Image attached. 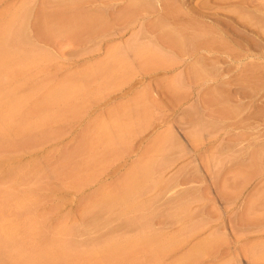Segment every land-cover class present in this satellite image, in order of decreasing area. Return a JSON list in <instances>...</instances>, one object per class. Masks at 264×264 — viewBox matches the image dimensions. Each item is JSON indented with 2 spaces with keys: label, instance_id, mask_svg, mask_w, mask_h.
<instances>
[{
  "label": "rangeland",
  "instance_id": "1",
  "mask_svg": "<svg viewBox=\"0 0 264 264\" xmlns=\"http://www.w3.org/2000/svg\"><path fill=\"white\" fill-rule=\"evenodd\" d=\"M1 43L0 264H36L38 247V264L66 247L71 264H176L188 235L164 217L161 166L121 184L142 164L98 141V83H179L183 96L191 83L206 112L264 117V0H0Z\"/></svg>",
  "mask_w": 264,
  "mask_h": 264
},
{
  "label": "crops",
  "instance_id": "2",
  "mask_svg": "<svg viewBox=\"0 0 264 264\" xmlns=\"http://www.w3.org/2000/svg\"><path fill=\"white\" fill-rule=\"evenodd\" d=\"M105 39L108 50L120 47ZM178 84L98 83L110 115L98 141L142 164L122 172V185H141L145 165L160 164L164 217H176L178 233L188 235L176 264H264V117L206 112L189 96L191 83L186 96Z\"/></svg>",
  "mask_w": 264,
  "mask_h": 264
},
{
  "label": "bare ground",
  "instance_id": "3",
  "mask_svg": "<svg viewBox=\"0 0 264 264\" xmlns=\"http://www.w3.org/2000/svg\"><path fill=\"white\" fill-rule=\"evenodd\" d=\"M1 45H2V43L0 44V46H1ZM2 47H3V46H2ZM2 47H0V48H2ZM0 54H1V52H0ZM0 65H2V62H0ZM1 120H2V119H1ZM5 128H7V126H6ZM8 128H9V127H8ZM8 128H7V129H8ZM9 129H10V128H9ZM11 129H12V128H11ZM24 130H25V129H24ZM24 130L22 129L23 132H24ZM10 132H11V130H10ZM28 133H30V131H29ZM32 133H33V131H32ZM9 134H10V133H9ZM1 136H2V134H1ZM3 136H4V135H3ZM1 138H2V137H1ZM1 138H0V139H1ZM6 139H7V138H6ZM0 141H1V140H0ZM8 143H9V141H8ZM11 226H12V225H11ZM13 226L16 227L17 225H13ZM13 226H12V227H13ZM12 227H11V228H12ZM8 228H10V227H8ZM13 230H14V229H13ZM13 230H12V231H13ZM14 231H15V230H14ZM9 232H11L10 229H9ZM9 232H6V233H9ZM12 233H16V231H15V232H11V234H12ZM9 234H10V233H9ZM7 236H11V238L9 237V238H8L9 240L6 238V240H7V241H10V239H11V241H12V235H7ZM7 236H6V234H5V237H7ZM50 237H51V236H50ZM50 237H48V238H47V237H42L41 239H43V238H47V242H46V244H45V243H41V242H42V240H41V241H40V244H41V245L44 244V245L46 246L47 243L52 239V238H50ZM53 237H54V236H53ZM55 237H56V236H55ZM3 238H4V237H3ZM3 238H2V240H3ZM13 238H15V237L13 236ZM57 238H58V236H57ZM57 238H56V240H58ZM4 239H5V238H4ZM45 240H46V239H45ZM52 240H54V241H52V242L56 243V244L53 243V244L55 245L56 249H57V248H63L62 250H65V247H61V246L63 245V244H61L62 240H61L60 244H59V243L57 244L58 241H55L54 238H53ZM7 241L4 240V243H5V242L7 243ZM14 241H15V240H14ZM12 242H13V241H12ZM44 242H45V241H44ZM6 243H5V244H6ZM8 243H9V242H8ZM8 243H7V246L10 245L11 242H10L9 244H8ZM119 243H120V242H119ZM123 243H124V242H123ZM128 243H129L130 246H131V245L133 246V244H130V242H128ZM135 243H137V242H135ZM40 244H39V245H40ZM50 244H51V245H50L49 247L52 246V243H51V242H50ZM68 244H69V243H68ZM68 244H67V245H68ZM115 244H116V243H115ZM126 244H127V242H126ZM149 244H150V243H149ZM54 245H53V247H54ZM57 245H60V246L58 247ZM65 245H66V244H64V246H65ZM104 245H106V244H104ZM107 245H108V244H107ZM117 245H120V244H117ZM121 245H122V244H121ZM127 245H128V244H127ZM135 245L137 246L138 244H135ZM11 246H14V245H11ZM17 246H18V245H17ZM17 246H16V247H17ZM20 246H21V245H20ZM20 246H19V248H21ZM23 246H25V245H23ZM149 246H151V245H149ZM46 247H47V246H46ZM74 247H75V246H74ZM118 247H119V246H118ZM118 247H116V248H118ZM121 247H122V246H121ZM123 247H124V246H123ZM125 247H127V246H125ZM125 247H124V249H125ZM19 248H18V249H19ZM35 248H37V246L34 247L33 249H35ZM43 248H44V247H43ZM39 249H40V250H44V249H42V247H40V248L38 247L37 250H35V253H36V251H37V254H35L34 251L32 252V255H34V256H32L31 258H32V259L35 258V260H37L36 264H38V259H40V257H39V258L37 257L38 259H36V256H38V255L40 254V253L38 252ZM66 249H68V251H67V252L65 251L64 254H62V255H60V253H63L62 250H61L62 252H60V253H59V251H58V252L55 251V252H57V253H55V252L53 251L54 254H50V253H49L47 256H46V254H47L48 252H51V250L48 251V252L46 251L47 253H44V251H42V252H43L44 255L46 256L45 258H48V259H49V258L51 257V258L49 259V261H51V259L54 258L53 256H55V257H57V256H58V257H61L62 259L60 258L59 260H57V263H59V261H60L61 264H64V261H63L64 259H65V262L67 261L66 263H68L70 260H73V259H74V258H73L74 255L71 254V253L73 252V250H72V252H71V251L69 250V248L66 247ZM70 249H72V248H70ZM124 249H122V251H121V252H123V253L120 252V248L118 249L119 252H117V253H119L120 255H119V254H115V251H117V249L114 250V252H112V251H111V252L114 253L116 257L121 256V258H122L123 255H124ZM130 249H131V247H130ZM130 249H129V250H130ZM53 250H54V248H53ZM58 250H60V249H58ZM79 250H80V249H79ZM132 250H133V249H132ZM132 250H131V251H132ZM69 251H70L71 253H70ZM74 251H75V249H74ZM83 251H84V250H83ZM126 251H127V250H125V252H126ZM150 251H151V250H150ZM150 251H148V252H149V253H151L152 251L154 252V250H152L151 252H150ZM42 252H41V253H42ZM85 252H86V251H85ZM89 252H90V251H89ZM92 252H93V251H92ZM51 253H52V252H51ZM67 253L69 254V256H67V255H68ZM75 253H76V252H75ZM78 253L80 254V252H78ZM127 253H130V252H127ZM58 254H59V255H58ZM65 254H66V255H65ZM84 254H85V253H84ZM87 254L92 255L91 252L88 253V251H87ZM122 254H123V255H122ZM151 254H152V253H151ZM50 255H53V256H50ZM89 255H86V256L88 257ZM93 255H94V254H93ZM118 255H119V256H118ZM127 255H128V254H126V256H127ZM18 256H19V258L21 259L20 254L14 256V257H17V258H14V259H13V257L10 256V257L12 258V260H13V261H12L13 263H14V262H18V261L20 260V259L18 258ZM40 256H41V254H40ZM48 256H49V257H48ZM75 256L78 257V259L82 260L81 257H80V255L78 256V255L76 254ZM108 256H109V255H108ZM115 256H113L114 259L116 258ZM124 256H125V255H124ZM33 257H34V258H33ZM41 257H44V256L42 255ZM58 257H57L56 259H58ZM63 257H64V259H63ZM67 257H68V258H67ZM79 257H80V258H79ZM113 257H111V258L113 259ZM22 258L24 259L23 256H22ZM72 258H73V259H72ZM90 258H91V257H90ZM90 258H88L87 261H86L85 258H84V259H85L86 262H89V263H90V260H89ZM109 258H110V257H109ZM123 258H124V257H123ZM23 259L20 260V261H23ZM32 259H31V260H32ZM41 259H42V258H41ZM41 259H40V260H41ZM68 259H69V261H68ZM118 259H119V258H118ZM40 260H39V262H40ZM42 260H43V259H42ZM54 260H55V259H54ZM75 260H77V258L74 259V261H75ZM80 260H79V261H80ZM107 260H108V258H107ZM120 260H121V259H120ZM20 261H19V264H20ZM33 261H34V260H33ZM44 261H45V260H44ZM52 261H53V260H52ZM62 261H63V262H62ZM108 261H109V260H108ZM9 262H11V261L9 260ZM12 262H11V263H12ZM45 262L47 263L48 261L46 260ZM77 262H78V261H76L75 264H79V262H78V263H77ZM82 262H84V260H82V261L80 262V264H83ZM34 263H35V262H34ZM46 263H45V264H46ZM51 263H52V262H51ZM66 263H65V264H66ZM71 263H74V262H73V261H72V262L70 261V264H71ZM84 263H85V262H84ZM89 263H87V264H89ZM116 263L119 264V260H118ZM42 264H44V263L42 262ZM47 264H48V263H47ZM49 264H50V263H49ZM85 264H86V263H85Z\"/></svg>",
  "mask_w": 264,
  "mask_h": 264
}]
</instances>
